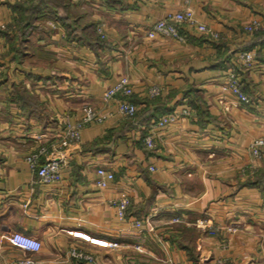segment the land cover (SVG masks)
<instances>
[{
	"label": "crops",
	"instance_id": "1",
	"mask_svg": "<svg viewBox=\"0 0 264 264\" xmlns=\"http://www.w3.org/2000/svg\"><path fill=\"white\" fill-rule=\"evenodd\" d=\"M26 2L0 0V264H91L74 248L96 264H264V147L258 157L250 151L264 137V0H68L77 24L102 26L106 43L97 49L49 17L23 33L16 5ZM187 6L217 39L186 24L182 40L146 35ZM242 50L254 53L250 67ZM230 69L241 73L248 102L223 89ZM123 75L134 117L103 98ZM87 104L100 119L63 148L61 178L40 180L27 155L57 149ZM164 114L177 118L152 128ZM99 166L114 175L104 187ZM12 231L41 248L12 244Z\"/></svg>",
	"mask_w": 264,
	"mask_h": 264
},
{
	"label": "built area",
	"instance_id": "2",
	"mask_svg": "<svg viewBox=\"0 0 264 264\" xmlns=\"http://www.w3.org/2000/svg\"><path fill=\"white\" fill-rule=\"evenodd\" d=\"M189 1V0H185ZM186 24L200 32H203L212 39H217L219 33L209 27L207 24L200 22L193 13L190 7H186L183 10L167 13L164 16L156 19L150 28L146 30V35L150 38L156 35H166L174 37L178 40L183 39V35L180 32L179 25ZM3 27V26H1ZM257 27V22L255 20L248 22L244 25V28L251 32ZM98 33L101 37H104V31L100 25L98 28ZM254 53L251 50H242L239 53V59L241 65L245 67H250ZM223 89L232 91L242 102H248L249 98L246 93L241 88V73L237 70L230 69L226 75L225 81L223 83ZM160 91L159 87L153 86L151 88L152 94H158ZM133 89L129 79L126 76H120L117 82L106 88L103 92L104 99L114 100L116 103V111L121 116L132 117L137 111V105L128 99L132 94ZM177 116L175 114L162 115L157 119L152 120L151 127L163 126L166 123L176 120ZM100 117L93 112L90 106H86L84 114L79 121L76 123H66L64 127V133L60 141V146L55 148H49L46 145H39L36 149L27 155V160L30 167L34 173H36L40 180L46 182H54L61 178V168L65 165L66 159L63 153V148L70 143L76 142L80 139L79 128L82 124L98 120ZM145 142L148 146H153L154 142L151 135L145 137ZM264 147V137H257L250 143V151L255 156L261 155V149ZM153 169V167H151ZM97 179L96 184L99 187H104L107 185L109 179L113 178V172L102 166L97 168ZM128 204L127 197H121L118 200L117 208L118 215L122 218L125 216V210ZM136 224L139 222L136 221ZM74 235H79L80 237L90 240L92 242H97L101 245H107V241H98L94 238H90L86 234H81L77 231ZM9 240L12 244L30 251H38L42 243L41 241L31 235L20 231H12L9 235ZM71 254L84 259L91 264H96L95 258L92 254L87 252L78 251L75 248L71 250ZM19 264H37L36 261L30 257H23L18 260ZM148 264H168V263H148Z\"/></svg>",
	"mask_w": 264,
	"mask_h": 264
},
{
	"label": "trees",
	"instance_id": "3",
	"mask_svg": "<svg viewBox=\"0 0 264 264\" xmlns=\"http://www.w3.org/2000/svg\"><path fill=\"white\" fill-rule=\"evenodd\" d=\"M69 5L68 0H27L26 3H17L19 17L16 26L23 33H30L40 26L37 18L49 17L61 21L67 27L68 35L77 41H83L96 49L103 46L105 39L96 31L94 23L77 24V16L72 15ZM80 33L83 35H78Z\"/></svg>",
	"mask_w": 264,
	"mask_h": 264
},
{
	"label": "rangeland",
	"instance_id": "4",
	"mask_svg": "<svg viewBox=\"0 0 264 264\" xmlns=\"http://www.w3.org/2000/svg\"><path fill=\"white\" fill-rule=\"evenodd\" d=\"M99 26H100V24H97V26H96V30H97V28H98ZM97 31H98V30H97ZM103 98H104V97H103ZM106 100H110V99H106ZM86 106H90V107L92 108L93 112H94V113H97V112H96V110L94 109V107H93V106H91V105H88V104H87V105H85V107H84V109H83V110H85Z\"/></svg>",
	"mask_w": 264,
	"mask_h": 264
}]
</instances>
